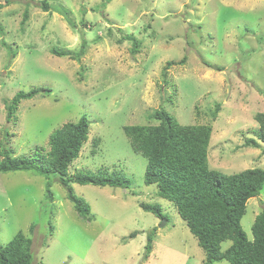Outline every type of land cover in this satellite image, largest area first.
<instances>
[{"label": "rangeland", "instance_id": "1", "mask_svg": "<svg viewBox=\"0 0 264 264\" xmlns=\"http://www.w3.org/2000/svg\"><path fill=\"white\" fill-rule=\"evenodd\" d=\"M40 1L12 0L0 9V145L8 131L14 157H38L50 151L54 131L86 115L89 140L69 179L78 172L121 171L131 186L71 180L75 194L91 207L94 220L86 221L58 176L0 174V246L23 232L33 239L38 264H205L206 253L174 204L145 184L147 160L133 151L124 127L157 125L153 115L164 109L182 125L212 126V169L232 175L264 168L255 119L264 112V0H112L106 7L105 0H47L65 9L77 28L66 16L45 12ZM26 10L29 20L22 28ZM81 30L87 48L79 61L53 55V49L79 52ZM132 38L141 42L136 55ZM184 57L186 65L166 69L168 61ZM33 88L51 92L23 101L8 123L6 101ZM249 139L260 147H247ZM1 152L0 147V159ZM141 203L160 205L169 220L145 212ZM263 209L264 190L248 201L241 221L249 240ZM153 229V249L145 259Z\"/></svg>", "mask_w": 264, "mask_h": 264}, {"label": "trees", "instance_id": "2", "mask_svg": "<svg viewBox=\"0 0 264 264\" xmlns=\"http://www.w3.org/2000/svg\"><path fill=\"white\" fill-rule=\"evenodd\" d=\"M105 1L103 7L112 0ZM39 3L45 12L53 10L66 16L70 25L77 28L61 6L52 7L47 0H41ZM11 4L12 0H6L5 4H0V9ZM29 15L26 10L22 28L28 22ZM81 35L83 42L79 52L53 49V55L79 61L87 48L82 30ZM129 40L134 45L132 54H138L141 42L133 38ZM186 62L187 57L179 62L168 61L166 69L184 66ZM50 92L49 88L18 92L12 100L6 101L7 122L16 120V114L23 101L38 96L45 97L50 95ZM219 109L220 106L217 105L216 110ZM153 118L159 121L157 125H127L124 132L133 151L147 160L145 184L155 185L158 197L174 204L180 217L206 253L205 264L223 261L230 264H264V209L255 219L252 228L253 240H249L241 223L248 201L258 197L264 190V168L248 169L232 175L212 169L208 162L212 126L182 125L164 109L157 110ZM255 119L260 127V132H257L258 139L264 143V112L258 113ZM89 132L90 122L87 116L83 115L77 122L66 123L52 133L48 153L38 157H14L12 151L7 148L10 134L5 131L6 142L0 145V174L29 171L47 179L58 176L59 183L67 190L68 199L77 214L86 221H92L94 216L90 205L75 194L70 181L83 186L122 189H129L131 182L121 171H113L111 174L78 172L69 179V168L79 158L83 146L88 142ZM246 146L259 148L260 143L249 139ZM47 187V199L53 201L51 186ZM140 207L161 220H169L158 204L141 203ZM50 229L53 230L52 224ZM155 234L156 229L148 234L145 259L152 252ZM136 235L132 233L130 238H135ZM227 241H231V245L223 249L222 246ZM33 244L32 238L18 232L7 245L0 246V264H38L35 263Z\"/></svg>", "mask_w": 264, "mask_h": 264}, {"label": "water", "instance_id": "3", "mask_svg": "<svg viewBox=\"0 0 264 264\" xmlns=\"http://www.w3.org/2000/svg\"><path fill=\"white\" fill-rule=\"evenodd\" d=\"M165 224V222H163L162 226Z\"/></svg>", "mask_w": 264, "mask_h": 264}]
</instances>
